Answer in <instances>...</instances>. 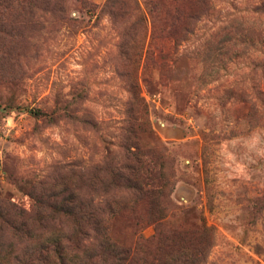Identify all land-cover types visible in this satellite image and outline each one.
Wrapping results in <instances>:
<instances>
[{
	"label": "rangeland",
	"instance_id": "rangeland-1",
	"mask_svg": "<svg viewBox=\"0 0 264 264\" xmlns=\"http://www.w3.org/2000/svg\"><path fill=\"white\" fill-rule=\"evenodd\" d=\"M126 1L0 0V264H88L75 199L128 245L264 264V0Z\"/></svg>",
	"mask_w": 264,
	"mask_h": 264
},
{
	"label": "trees",
	"instance_id": "trees-1",
	"mask_svg": "<svg viewBox=\"0 0 264 264\" xmlns=\"http://www.w3.org/2000/svg\"><path fill=\"white\" fill-rule=\"evenodd\" d=\"M205 2L203 0L202 3ZM126 4V0H108L106 5L114 7ZM111 172L113 176H120L124 168L115 166ZM164 179L162 170L145 163L143 170L134 173L133 182L129 178L128 187L138 200L160 208L163 191L158 183ZM80 200L71 201L67 210L74 219L76 236L92 239L83 250L88 264H202L205 260L206 247L193 242L195 234L200 232L198 229L159 233L154 241L139 236L135 245L131 246L112 237L107 223L99 217L103 209L101 204H84Z\"/></svg>",
	"mask_w": 264,
	"mask_h": 264
}]
</instances>
